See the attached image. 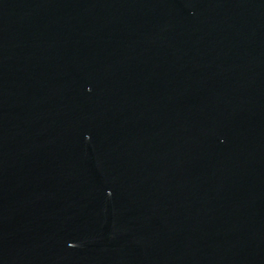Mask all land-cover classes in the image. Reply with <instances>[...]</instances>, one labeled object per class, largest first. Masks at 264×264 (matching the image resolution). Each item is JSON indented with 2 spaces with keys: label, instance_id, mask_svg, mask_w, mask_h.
<instances>
[{
  "label": "water",
  "instance_id": "95a60500",
  "mask_svg": "<svg viewBox=\"0 0 264 264\" xmlns=\"http://www.w3.org/2000/svg\"><path fill=\"white\" fill-rule=\"evenodd\" d=\"M0 264H264V0H0Z\"/></svg>",
  "mask_w": 264,
  "mask_h": 264
}]
</instances>
